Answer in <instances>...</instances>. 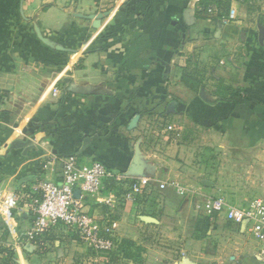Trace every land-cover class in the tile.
<instances>
[{"label": "crops", "instance_id": "crops-1", "mask_svg": "<svg viewBox=\"0 0 264 264\" xmlns=\"http://www.w3.org/2000/svg\"><path fill=\"white\" fill-rule=\"evenodd\" d=\"M203 1L0 0V189L17 196L0 248L11 264H100L60 226L26 240L39 187L59 183L72 154L141 183L134 202L114 183L81 199L94 223L117 222L142 264H264L247 225L195 209L218 188L209 176L223 155L261 176L264 197V0H226L216 19L198 13Z\"/></svg>", "mask_w": 264, "mask_h": 264}, {"label": "built area", "instance_id": "built-area-1", "mask_svg": "<svg viewBox=\"0 0 264 264\" xmlns=\"http://www.w3.org/2000/svg\"><path fill=\"white\" fill-rule=\"evenodd\" d=\"M235 18L234 11L220 17L226 24ZM58 88H54L52 95L56 96ZM59 183L44 182L33 199L32 223L26 232V240L35 242L42 235L54 227L74 232L80 239L98 252L112 251L117 248L118 241L114 230L117 227L115 220H108L104 225L94 223L84 211L81 198L98 197L105 189L106 184L114 183L122 187L120 196L123 201L134 202L141 198L142 185L137 180H131L123 174L112 172L104 164L93 161L82 163L76 154L64 158ZM148 180L147 182H149ZM167 184L161 183L160 189ZM179 194L188 193L179 184L172 182ZM117 187L104 195L103 204L108 209L115 206ZM16 193L13 190L0 189V218L5 222L12 218L16 204ZM195 209L207 215L224 213L229 222L247 225L252 235L264 241V197H254L243 206L228 203L221 197H207L198 199Z\"/></svg>", "mask_w": 264, "mask_h": 264}, {"label": "rangeland", "instance_id": "rangeland-1", "mask_svg": "<svg viewBox=\"0 0 264 264\" xmlns=\"http://www.w3.org/2000/svg\"><path fill=\"white\" fill-rule=\"evenodd\" d=\"M200 150L205 145H199ZM204 157H199L196 162L198 164V168L200 170L199 178H205L207 175L202 173V169L204 164L207 163V159H205L204 150L200 151ZM224 156V155H223ZM220 158L219 160H214V163L218 164L219 173L218 175H211L209 176L211 179L215 180L218 183V188L209 195V197H221L225 201L237 205L243 206L252 198L262 195V192L255 187L254 181L255 179H260L261 176L255 175H243L240 173L241 166L239 165L238 159L230 160L228 158ZM227 156V155H226ZM224 158V159H223ZM210 163V161L208 162ZM200 190V189H199ZM197 197L201 196L199 192L196 191ZM204 197V196H202ZM208 197V196H205ZM74 233V232H73ZM77 239L79 242H84L82 239L79 238L77 234ZM89 247V246H88ZM91 248V247H89ZM117 252V248L111 251L105 252H98L97 256L99 258L100 264H128L127 261L133 262V264H142V256L138 255L136 257H126L122 253L119 256L115 255L114 252ZM134 254V253H132ZM13 259L12 254H10V250L8 248H0V264H5V262L11 261ZM6 260V261H5Z\"/></svg>", "mask_w": 264, "mask_h": 264}, {"label": "trees", "instance_id": "trees-1", "mask_svg": "<svg viewBox=\"0 0 264 264\" xmlns=\"http://www.w3.org/2000/svg\"><path fill=\"white\" fill-rule=\"evenodd\" d=\"M213 0H204L200 3L199 14H203L204 17H212L216 19L219 14L228 10L226 0H218L216 6ZM111 184H113L111 182ZM139 247L130 239H122L118 242L117 251L122 253L126 257H136L139 254ZM132 251L134 254H132Z\"/></svg>", "mask_w": 264, "mask_h": 264}, {"label": "water", "instance_id": "water-1", "mask_svg": "<svg viewBox=\"0 0 264 264\" xmlns=\"http://www.w3.org/2000/svg\"><path fill=\"white\" fill-rule=\"evenodd\" d=\"M203 184H204V185H209V182L204 181Z\"/></svg>", "mask_w": 264, "mask_h": 264}]
</instances>
